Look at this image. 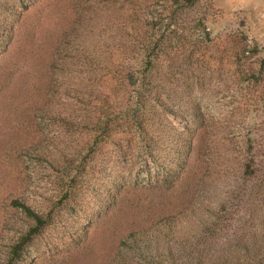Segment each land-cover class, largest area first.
Returning a JSON list of instances; mask_svg holds the SVG:
<instances>
[{
  "label": "rangeland",
  "instance_id": "374dc122",
  "mask_svg": "<svg viewBox=\"0 0 264 264\" xmlns=\"http://www.w3.org/2000/svg\"><path fill=\"white\" fill-rule=\"evenodd\" d=\"M108 12L106 0H88L77 38L63 3L0 0V264H135L122 260L121 238L177 212L207 165L235 173L245 158L264 170V0H199L190 17L206 25L169 41V107L148 111L141 131L69 121L72 107L94 118L109 91L104 64L83 58L125 43ZM14 199L50 222L9 263L11 242L33 224Z\"/></svg>",
  "mask_w": 264,
  "mask_h": 264
},
{
  "label": "trees",
  "instance_id": "16d2710c",
  "mask_svg": "<svg viewBox=\"0 0 264 264\" xmlns=\"http://www.w3.org/2000/svg\"><path fill=\"white\" fill-rule=\"evenodd\" d=\"M53 1L63 3L70 11L63 21L69 25L66 32L81 37L79 25L90 21L82 14L88 0ZM126 1L133 5L129 12L114 11L112 7L118 0H106L107 23L117 25L126 38L119 51H90L83 57L86 67L104 64L109 91L93 111L94 118L72 107L69 121H85L87 125L94 122L98 129L107 130L121 119L142 130L152 120L148 111L169 107L170 83L164 69L168 43L172 38H182V32L206 25L207 17H190L199 0ZM255 48L258 52L264 50ZM76 96L85 102L86 95L77 92ZM112 98L117 100L116 109H112ZM250 167L243 158L235 173L226 164L225 170L213 175L208 173L207 165L199 189L177 212L121 238L122 260L131 258L135 264H264V170L255 173ZM13 204L22 208L33 224L11 242L9 263L19 260L23 246L50 222V214L37 211L27 201L14 199Z\"/></svg>",
  "mask_w": 264,
  "mask_h": 264
}]
</instances>
